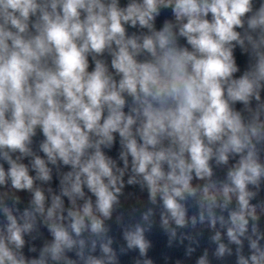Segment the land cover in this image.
Segmentation results:
<instances>
[{
    "label": "clouds",
    "instance_id": "9594fccd",
    "mask_svg": "<svg viewBox=\"0 0 264 264\" xmlns=\"http://www.w3.org/2000/svg\"><path fill=\"white\" fill-rule=\"evenodd\" d=\"M126 174L170 246L202 226L216 260L264 264V0H0V264H118ZM154 214L123 225L135 264Z\"/></svg>",
    "mask_w": 264,
    "mask_h": 264
}]
</instances>
